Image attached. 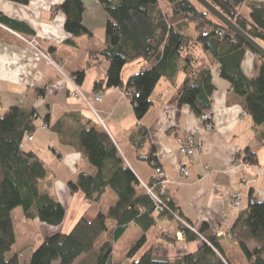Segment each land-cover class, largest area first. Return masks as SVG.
Masks as SVG:
<instances>
[{
	"label": "trees",
	"instance_id": "16d2710c",
	"mask_svg": "<svg viewBox=\"0 0 264 264\" xmlns=\"http://www.w3.org/2000/svg\"><path fill=\"white\" fill-rule=\"evenodd\" d=\"M11 1L28 3V0ZM99 1L108 16L105 46L102 50H89V56L94 60L99 55L104 56L108 66L105 79L96 80L94 90L125 88L136 117L142 119L153 105L151 95L158 81L164 76L174 79L181 70L185 76L173 100L179 105H189L200 116L212 108L211 96L216 90L212 70L219 63V76L230 82L255 124L264 126V58L253 51L254 68L258 73L255 77L245 75L241 63L245 53L252 49L200 3L196 0ZM209 1L264 45V0ZM243 6L249 10L248 16L241 14ZM58 8L66 16L65 29L72 35L70 45L76 46L77 38L85 34L92 35L83 24L85 4L82 0H65ZM138 59L147 63L155 61V64L129 76L124 83L125 65ZM92 64L88 62L89 66ZM73 75L80 85L86 73L80 70ZM38 92L43 93V89ZM75 117L78 116L73 112L64 114L52 129L59 135L63 134V129L71 132L69 120ZM38 118V111L33 107L15 105L4 112L0 110V264H20L21 251L14 249L16 232L12 212L16 207L23 208L27 219H39L54 226L62 224L66 216L59 200L43 188L50 174L46 163L24 146L29 135L34 138ZM44 124V128H49L48 116ZM138 133L146 136L148 132L141 126ZM60 138L75 146L96 167L95 173H78L76 179L69 182L70 190L81 191L89 202H98L108 189H113L118 198L115 204L101 209L92 219L81 217L70 232L48 236L34 249L28 264H52L55 260H60V264H75L78 259L77 264H124L112 261L114 243L139 216H147V219L142 224V235L127 252L126 264H232L207 224L199 231L205 240L194 253L172 262L154 256L149 250L133 260L146 242L144 231L154 224L150 216L154 202L144 184L128 166L100 120H87L78 130L77 138ZM144 158L154 168L159 166L153 150ZM246 159L252 164L258 162L256 153L249 149ZM169 205L177 212L173 201L169 200ZM177 215L184 218L179 212ZM179 225L188 238H199L192 229L180 222ZM232 232L247 257V264H264V202L253 200L248 209L240 213ZM102 236L105 240L100 243ZM250 243L254 244L252 249L248 247Z\"/></svg>",
	"mask_w": 264,
	"mask_h": 264
},
{
	"label": "crops",
	"instance_id": "0c3cea01",
	"mask_svg": "<svg viewBox=\"0 0 264 264\" xmlns=\"http://www.w3.org/2000/svg\"><path fill=\"white\" fill-rule=\"evenodd\" d=\"M64 1L28 0V3H19L0 0V22L3 24L0 26V109L19 105L38 111L34 138H26L24 146L35 151L46 163L50 174L44 180L43 188L56 197L66 210L65 219L58 226L39 219H27L23 213L22 223L26 231L42 233V237L38 244L30 239L19 242L16 233L17 246L14 249L21 251L20 264H28L32 255L29 253L48 236L70 232L81 217L92 219L101 209L117 201L113 189H108L98 202H89L81 191L70 190L69 182L75 180L78 173H95L96 167L75 146L64 143L60 137L68 140L73 136L77 138L78 130L89 119L92 122L100 120L104 124L128 166L143 184L153 180L154 167L144 157L154 151L159 165L171 180L168 198L193 227L192 233L199 237L188 238L172 216L154 211L150 214L154 224L144 231L146 242L133 260L149 250L154 256L172 262L194 253L205 240L199 231L207 224L220 241L225 257L232 264H247V257L232 228L252 199L264 202V126L255 124L252 116L245 111L242 98L232 90L229 81L219 76V63L212 70L216 90L211 96L214 125L211 130L204 129V123L189 105H179L173 100L185 76L181 70L174 79L164 76L158 81L151 95L153 105L142 119L136 117L129 95L124 93L125 88L96 91L94 83L84 87L83 91L95 109L92 110L86 100L70 95L71 82L61 71L72 78H75V72L85 71L86 65L72 62V56L82 42L92 41L96 26L104 29L102 36L105 44L107 11L99 0H82L85 4L83 24L92 35L77 38V45L72 46L68 43L72 35L65 29L66 16L58 8ZM241 14L248 16L249 10L243 6ZM28 40H36L50 60L35 52ZM249 51L244 55L241 68L245 75L255 77L258 73L254 68L256 56ZM154 64L155 61L147 63L143 59L126 64L122 72L124 83L129 76L150 69ZM107 66L104 65V72L94 81L105 79ZM83 83L80 85L83 86ZM39 89H43V93L38 92ZM97 93L103 95L101 102L94 99ZM68 112L78 117L69 120L71 132L63 129V134L59 135L52 126ZM46 116L49 128L43 127ZM141 126L146 127V136L138 133ZM191 133L202 145L188 163L189 175L185 176L179 170L182 155L177 138ZM248 149L256 153L257 163L252 164L246 159ZM235 193L241 194L242 209L231 207V198ZM145 219L147 216H139L128 224L124 234L114 243L113 262L128 263L125 256L142 235ZM30 223L35 224L34 230ZM103 240L105 236L99 242ZM248 247L252 249L254 244L250 243ZM59 262L55 260L52 264Z\"/></svg>",
	"mask_w": 264,
	"mask_h": 264
},
{
	"label": "built area",
	"instance_id": "2783aa9c",
	"mask_svg": "<svg viewBox=\"0 0 264 264\" xmlns=\"http://www.w3.org/2000/svg\"><path fill=\"white\" fill-rule=\"evenodd\" d=\"M0 26H3L1 22H0ZM27 42L35 52L43 55L44 57L50 60V56L45 54V52L41 49V47L39 46L36 40H28ZM61 72L71 82L72 90L70 91V95L75 98L79 97L86 100L90 105V107L92 108V110L95 111L93 105L90 103L89 96L83 91L81 86L77 83L76 79L70 77L65 71H61ZM124 93H127V91L124 90ZM94 99L98 102H101L103 100V95L101 93H97L95 94ZM212 117H213L212 108L199 116L201 121L204 123V129L211 130L214 127L212 122ZM45 125L46 124H44L43 126L45 127ZM28 139L32 140L33 135L32 134L29 135ZM177 141L179 143L180 154L182 155V161L179 164V170L183 175L188 176L189 175L188 163H190V160L193 159L197 155V153L201 150L202 144L200 140H197L195 138V135L193 133L187 134L185 136L179 135ZM170 181L171 180L168 173L161 165H159L154 168V176L152 182L144 183L148 195L154 202V211L159 213L171 214L173 218L176 221H179L183 226L193 229L190 223L186 219L178 216L177 212H175L169 205L170 199L168 198L167 192ZM252 202L253 199L250 201V203ZM242 206H243V202H242L241 194L240 193L233 194L231 198V207L233 209L239 210L242 209Z\"/></svg>",
	"mask_w": 264,
	"mask_h": 264
},
{
	"label": "rangeland",
	"instance_id": "374dc122",
	"mask_svg": "<svg viewBox=\"0 0 264 264\" xmlns=\"http://www.w3.org/2000/svg\"><path fill=\"white\" fill-rule=\"evenodd\" d=\"M103 31H104V29L101 26H96L95 32H94L95 35H94V38L92 39V41L87 40L85 42H82L80 49L75 50L74 51L75 56H72V62H74L76 64L77 63L81 64V62H82V65L83 64L86 65V67H85V71H86L85 81L83 83V86L80 85L81 88L84 90H85L84 87H88L89 85H92V83H95L94 80L96 78H98L104 72V65H106V64L108 65L107 59L102 55H99L98 58H96L95 60L91 59L90 56H88L90 49L91 50L92 49L93 50H102L104 48L105 44L103 42V36H102ZM249 52L252 54V56H255L253 51H249ZM84 56H85V60H84ZM89 61H91V63H93L91 66H88ZM128 64H130V63H128ZM6 109L7 108H1L0 110L2 112H4ZM16 208H19V209L17 211H14ZM16 208L13 210L12 216H13L14 226H15V230H16L19 242H20V240L30 239V240H34L38 244V240L40 239V237H42V233L36 234V231H35L36 236H34L35 234L33 232L28 233L26 231V227H25L24 223H22V220L24 218L23 208L21 206L16 207ZM30 225H33V224L30 223ZM34 225H33V230H34ZM29 230L32 231L31 229H29ZM30 254H32V252H30L29 255ZM59 264H60V262H59Z\"/></svg>",
	"mask_w": 264,
	"mask_h": 264
},
{
	"label": "water",
	"instance_id": "95a60500",
	"mask_svg": "<svg viewBox=\"0 0 264 264\" xmlns=\"http://www.w3.org/2000/svg\"><path fill=\"white\" fill-rule=\"evenodd\" d=\"M200 3L205 9H207L214 17H216L225 27L230 29L234 35L242 38L254 51L264 58V45L249 35L245 30H243L236 21L227 17L220 9H218L213 3L209 0H196Z\"/></svg>",
	"mask_w": 264,
	"mask_h": 264
},
{
	"label": "bare ground",
	"instance_id": "6f19581e",
	"mask_svg": "<svg viewBox=\"0 0 264 264\" xmlns=\"http://www.w3.org/2000/svg\"><path fill=\"white\" fill-rule=\"evenodd\" d=\"M34 134V133H33Z\"/></svg>",
	"mask_w": 264,
	"mask_h": 264
}]
</instances>
